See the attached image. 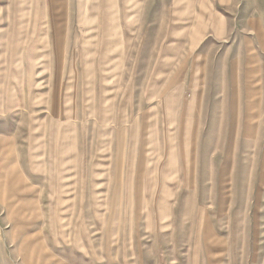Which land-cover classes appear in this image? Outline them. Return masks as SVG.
Segmentation results:
<instances>
[{"label": "rangeland", "instance_id": "obj_1", "mask_svg": "<svg viewBox=\"0 0 264 264\" xmlns=\"http://www.w3.org/2000/svg\"><path fill=\"white\" fill-rule=\"evenodd\" d=\"M0 264H264V0H0Z\"/></svg>", "mask_w": 264, "mask_h": 264}]
</instances>
